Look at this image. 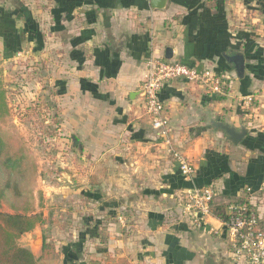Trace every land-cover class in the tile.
<instances>
[{
    "label": "crops",
    "instance_id": "obj_1",
    "mask_svg": "<svg viewBox=\"0 0 264 264\" xmlns=\"http://www.w3.org/2000/svg\"><path fill=\"white\" fill-rule=\"evenodd\" d=\"M168 48L170 59L228 76L222 94L183 81L159 93L172 139L196 167L189 181L143 108L146 61L166 58ZM0 52L4 61H62L52 84L57 130L91 167L64 174L68 183L78 175L76 187L55 188L118 218L106 231L108 255L131 264H246L230 255L224 224L211 214L195 222L184 200L186 190L210 185L213 204L229 211L245 198L264 214V0H166L161 9L150 0H0ZM238 53L241 78L229 59ZM219 122L248 132L232 144ZM90 219L84 237L96 239L103 220ZM79 245L66 244L64 263L103 264L99 252L84 262Z\"/></svg>",
    "mask_w": 264,
    "mask_h": 264
},
{
    "label": "rangeland",
    "instance_id": "obj_2",
    "mask_svg": "<svg viewBox=\"0 0 264 264\" xmlns=\"http://www.w3.org/2000/svg\"><path fill=\"white\" fill-rule=\"evenodd\" d=\"M32 58L31 55V58L25 60L19 58L15 61L13 59L4 61L0 52V79L6 89V99L10 108L9 115L0 121V125L6 131L16 132L21 142L34 156L38 166L35 194L38 191L42 193L36 210L43 213L44 221L31 231V237L24 234L18 239V243L31 249L37 258V264H66L64 262L68 260L65 259L64 247L70 242L74 247H80L81 243L84 247L82 260L86 263H89V256L86 254L99 252L98 257L104 261L103 264H117L116 260L119 257L108 255L112 251L109 249L110 241L106 231H109L113 222H118V218L112 215L109 209L101 210L97 204L84 200L82 203L77 196L71 199L65 196V192L55 188V186L65 188L66 191L69 185L70 189L76 187L79 182L78 175L73 177L75 181L68 183L64 174L70 171L73 175L79 173L81 169L90 172L91 166L84 165L85 161L77 154L75 144L70 140L68 133L62 129L57 130L56 113L52 105L55 100L52 98L54 95L52 84L55 76L62 74L61 70L64 67L62 61L56 58L54 64L47 65L44 58L33 60ZM39 91L43 92L42 100L37 97ZM37 102L41 103L40 119L29 111ZM20 112L23 115H20ZM96 216L103 220L104 225L99 230L101 235L96 239H86L84 230L88 229L84 224V218L91 217L89 222H92V218ZM36 235L41 236V246L40 242L33 241L32 245H29L28 239L33 240ZM121 258L131 264L127 258ZM75 264H82V261Z\"/></svg>",
    "mask_w": 264,
    "mask_h": 264
},
{
    "label": "built area",
    "instance_id": "obj_3",
    "mask_svg": "<svg viewBox=\"0 0 264 264\" xmlns=\"http://www.w3.org/2000/svg\"><path fill=\"white\" fill-rule=\"evenodd\" d=\"M18 55H21L20 52L17 53V57ZM227 80L226 74L214 71L209 64L200 67L189 66L177 60L157 56H151L146 61V76L141 84L143 108L154 130L155 138L176 161L185 180L189 181L195 177L196 167L175 145L172 139L173 129L159 93L165 84L183 81L199 84L209 94H222L229 85ZM246 100L251 101V98L248 97ZM260 189L264 190V181ZM245 190L251 191L249 187ZM185 193L184 212L195 222H198V217L210 214V203L216 195L212 186L193 187ZM233 212L236 214L227 222H222L226 228L230 255L236 262L264 264V214L245 198H242L240 203L229 206V213Z\"/></svg>",
    "mask_w": 264,
    "mask_h": 264
},
{
    "label": "trees",
    "instance_id": "obj_4",
    "mask_svg": "<svg viewBox=\"0 0 264 264\" xmlns=\"http://www.w3.org/2000/svg\"><path fill=\"white\" fill-rule=\"evenodd\" d=\"M40 105L37 102L29 109L39 119ZM9 113L6 89L0 79V121ZM19 114L23 115L22 112ZM37 171V162L19 135L4 130L0 125V264H37L31 249L18 243L22 235L31 232L44 221L43 213L36 210L42 199L40 191L35 194ZM227 208V204L211 202L210 214L221 222H227L236 214L229 213ZM116 263L129 264L121 257L117 258Z\"/></svg>",
    "mask_w": 264,
    "mask_h": 264
},
{
    "label": "water",
    "instance_id": "obj_5",
    "mask_svg": "<svg viewBox=\"0 0 264 264\" xmlns=\"http://www.w3.org/2000/svg\"><path fill=\"white\" fill-rule=\"evenodd\" d=\"M165 2H166V0H150V5L153 8L161 9L165 6ZM165 57L167 59L171 58L170 48L167 49ZM229 59L234 64V68H235L237 76L241 78L243 76L244 70H245L243 55L241 53L234 54V55L230 56ZM218 126L227 135V137H226L227 140L229 142H231L232 144H237L238 142H240L248 132V128L246 126H242L241 128H239V130H237L236 128H234L231 125L221 123V122L218 123ZM32 241L35 243L40 242L39 244L41 246V236L40 235H36L35 238L33 240H31L30 243H28V244L32 245V243H31Z\"/></svg>",
    "mask_w": 264,
    "mask_h": 264
}]
</instances>
